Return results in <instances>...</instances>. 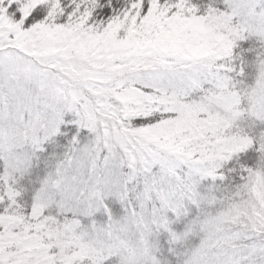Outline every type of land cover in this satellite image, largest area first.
<instances>
[{
    "label": "snow or ice",
    "instance_id": "obj_1",
    "mask_svg": "<svg viewBox=\"0 0 264 264\" xmlns=\"http://www.w3.org/2000/svg\"><path fill=\"white\" fill-rule=\"evenodd\" d=\"M0 264H264V0H0Z\"/></svg>",
    "mask_w": 264,
    "mask_h": 264
}]
</instances>
